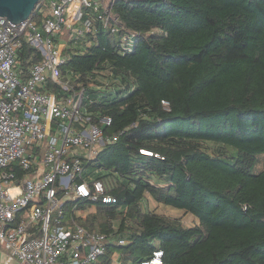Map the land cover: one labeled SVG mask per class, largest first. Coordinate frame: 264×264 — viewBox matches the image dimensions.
Returning a JSON list of instances; mask_svg holds the SVG:
<instances>
[{"label": "trees", "instance_id": "obj_1", "mask_svg": "<svg viewBox=\"0 0 264 264\" xmlns=\"http://www.w3.org/2000/svg\"><path fill=\"white\" fill-rule=\"evenodd\" d=\"M113 11L108 28L89 16L61 69L117 136L88 165L116 203L77 202L96 207L79 222L108 235L97 263L117 253L140 264L161 249L164 264H264V0H116ZM116 24L137 34L125 55ZM19 59L25 79L41 54L25 44ZM147 196L200 223L150 211Z\"/></svg>", "mask_w": 264, "mask_h": 264}, {"label": "built area", "instance_id": "obj_2", "mask_svg": "<svg viewBox=\"0 0 264 264\" xmlns=\"http://www.w3.org/2000/svg\"><path fill=\"white\" fill-rule=\"evenodd\" d=\"M115 1L41 0L25 20L14 23L0 17V245L9 260L95 264L106 252L108 235L77 220V202L116 203L96 178L99 170L88 166L102 147L116 140L104 131L113 119L95 120L83 106L85 87L69 94L72 87L61 69L70 43L92 30L90 15L106 28L113 19L117 22ZM111 31H125L118 44L122 54L133 51L135 32L118 24ZM25 44L35 48L41 60L29 66L24 79L19 52ZM162 104L169 110L168 101ZM34 226L40 236H31L29 228ZM163 258L158 249L140 264H164Z\"/></svg>", "mask_w": 264, "mask_h": 264}, {"label": "rangeland", "instance_id": "obj_3", "mask_svg": "<svg viewBox=\"0 0 264 264\" xmlns=\"http://www.w3.org/2000/svg\"><path fill=\"white\" fill-rule=\"evenodd\" d=\"M48 11H49L48 5L45 4V6L43 8L44 14H46ZM36 20H38L39 23H41L42 15L37 16ZM198 145L204 151H207V152L212 153V154L221 153L224 151L223 150L224 148H222V146L216 145L214 143L200 142V143H198ZM261 166H262V163H260L258 165L259 168H261ZM150 201H151L150 202L151 204H149V200L147 201V209H149L150 211H155L159 214H162V215H165V216H168L171 218H177L182 222V225L185 228H192V227H194L200 223L199 219L194 217L191 213L186 212L185 210L176 209V208L166 206L163 204H159V203L157 204L153 199L151 200V197H150ZM95 212H96L95 208L89 207L84 212V215L87 217L89 214H94ZM0 247L2 248L3 246L0 245ZM3 249H6V248L3 247ZM116 259H117V255L114 256L113 264H117Z\"/></svg>", "mask_w": 264, "mask_h": 264}, {"label": "water", "instance_id": "obj_4", "mask_svg": "<svg viewBox=\"0 0 264 264\" xmlns=\"http://www.w3.org/2000/svg\"><path fill=\"white\" fill-rule=\"evenodd\" d=\"M40 1L0 0V17H6L14 23L20 22L29 18Z\"/></svg>", "mask_w": 264, "mask_h": 264}, {"label": "crops", "instance_id": "obj_5", "mask_svg": "<svg viewBox=\"0 0 264 264\" xmlns=\"http://www.w3.org/2000/svg\"><path fill=\"white\" fill-rule=\"evenodd\" d=\"M43 168V166L41 165L40 166V169H42ZM21 178V177H20ZM149 200V204H151L150 202V197L149 196H147V201ZM151 200H152V198H151ZM156 202V201H155ZM157 203V202H156ZM158 204V203H157ZM92 208H95L96 209V207H92ZM81 210V214H80V216L78 217V215H76V217H78L77 218V220L79 221V220H81V221H84L87 217L84 215V212L86 211V210H82V209H80ZM18 218L19 219H21V214L20 215H18ZM29 232H30V234H31V236L32 237H37L36 235H40V232H39V230H38V227L37 226H34V227H30L29 228ZM39 232V233H38ZM115 255H117V259H116V261H117V264H121V262H120V259H119V254H115ZM0 264H22L18 259H16V258H13V259H11V260H9V253H8V251L6 250V249H3V247L1 248L0 247ZM95 264H98V263H95Z\"/></svg>", "mask_w": 264, "mask_h": 264}]
</instances>
